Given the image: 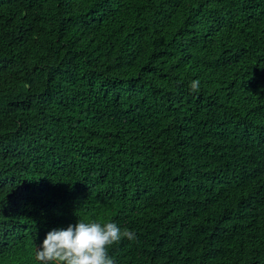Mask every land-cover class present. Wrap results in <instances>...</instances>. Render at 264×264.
Returning a JSON list of instances; mask_svg holds the SVG:
<instances>
[{"label":"trees","instance_id":"16d2710c","mask_svg":"<svg viewBox=\"0 0 264 264\" xmlns=\"http://www.w3.org/2000/svg\"><path fill=\"white\" fill-rule=\"evenodd\" d=\"M78 219L264 264V0H0V264Z\"/></svg>","mask_w":264,"mask_h":264},{"label":"clouds","instance_id":"9594fccd","mask_svg":"<svg viewBox=\"0 0 264 264\" xmlns=\"http://www.w3.org/2000/svg\"><path fill=\"white\" fill-rule=\"evenodd\" d=\"M190 91H199V81H193ZM135 240L134 231L121 230L114 222L77 220L65 229H53L43 239L35 253L40 264H115L109 249L122 239Z\"/></svg>","mask_w":264,"mask_h":264}]
</instances>
